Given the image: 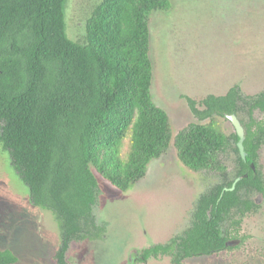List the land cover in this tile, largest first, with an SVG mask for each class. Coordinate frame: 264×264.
Segmentation results:
<instances>
[{"label":"trees","instance_id":"trees-1","mask_svg":"<svg viewBox=\"0 0 264 264\" xmlns=\"http://www.w3.org/2000/svg\"><path fill=\"white\" fill-rule=\"evenodd\" d=\"M67 2L0 0V143L32 203L59 222L56 264H70L67 254L74 241L104 234L94 211L95 171L127 191L172 141L188 168L219 180L197 199L192 227L156 251L171 249L181 259L222 246L220 226L238 211L258 208L251 194L240 192L264 189L258 169L264 89L248 95L236 84L200 103L188 97L200 121L173 139L170 117L152 97L150 56V18L169 10L171 0H99L78 39L67 32ZM233 113L245 130L246 160L238 134H227L218 120ZM230 153L236 155L232 172ZM247 172L235 190H225ZM17 260L13 251L0 249V264Z\"/></svg>","mask_w":264,"mask_h":264},{"label":"rangeland","instance_id":"rangeland-1","mask_svg":"<svg viewBox=\"0 0 264 264\" xmlns=\"http://www.w3.org/2000/svg\"><path fill=\"white\" fill-rule=\"evenodd\" d=\"M99 0H68L67 32L73 39L85 31L86 18ZM167 11L150 18L152 97L169 115L173 139L200 119L188 97L200 103L207 95H224L238 84L244 94L264 89V0H171ZM201 106L200 104H198ZM227 134L236 129L218 116ZM230 153V166L235 163ZM264 172V145L260 151ZM99 184L95 206L100 238L74 241L71 264H173L170 257L140 263L142 251L166 243L190 224L198 196L214 181L208 172L188 168L174 141L153 159L146 176L121 191L95 171ZM260 209L247 215L242 232L247 242L239 250L190 258L184 264H264V196ZM60 225L50 211L36 206L28 186L15 170L10 153L0 143V249L18 257L15 264H56Z\"/></svg>","mask_w":264,"mask_h":264},{"label":"flooded vegetation","instance_id":"flooded-vegetation-1","mask_svg":"<svg viewBox=\"0 0 264 264\" xmlns=\"http://www.w3.org/2000/svg\"><path fill=\"white\" fill-rule=\"evenodd\" d=\"M235 133H237L235 131ZM261 151V150H260ZM241 154V153H240ZM242 156V155H241ZM247 156V154H246ZM246 160V159H244ZM235 165L236 163H234L232 166H230V170L231 172L235 170ZM252 171L254 173H257V167L256 165H254L253 163H249ZM258 169L261 170V173H262V176H263V179H264V172L261 168V163H260V159H259V163H258ZM248 174V172L243 175V176H239L235 179V181L233 182L232 186L231 187H226L225 190H235L236 187H237V183L244 177ZM146 176V175H145ZM144 176V177H145ZM143 177V178H144ZM213 177V176H212ZM142 178V179H143ZM217 181L219 180L218 177H214ZM140 181V180H139ZM217 181H214L212 184L216 183ZM211 184V185H212ZM210 185V186H211ZM235 185V188L232 189V187ZM209 186V187H210ZM208 187V188H209ZM207 190V189H206ZM205 190V191H206ZM203 193V192H202ZM201 193V194H202ZM240 193L242 194H251L250 197L252 198V200L255 201L256 205L258 206V208L255 210V209H245L243 211H238L237 212V215L234 216V219H229V220H226L223 225L220 226V230H221V235L223 237H225V242L222 246L220 247H216L214 248L211 252L209 253H202V254H199V255H194V256H189V257H182L181 259H178V255L175 253V252H172L171 249H169V251H162V250H159V251H156V247L157 246H167L168 244H171V241L176 238V237H180V236H183L187 230L189 228L192 227L193 225V222H194V211H195V206H196V203H197V199L199 198V195L198 198L196 199V202L194 204V208H193V211H192V215H191V221H190V224L186 227V229L183 230L182 233L180 234H177L175 235L173 238H171L168 242L166 243H158V244H155L153 246H150V247H147L146 249H144L142 251V255L140 256L139 254L136 255L135 257H140V263H147L149 262L150 259L152 258H158L160 256H167V257H170L171 258V261L173 264H184V262L190 258H195V257H202V256H211V255H216V254H222V253H228V252H235L236 250H239L241 249L242 247H244V245L246 244L247 242V234L246 233H243L242 232V223L245 219V217L251 213H256L259 211L260 209V199L259 197L257 198H254V195L258 194L259 196H264V189L263 190H257V189H254L253 191H250L248 189H245V190H242ZM98 223V222H97ZM99 224V223H98ZM101 225V224H100ZM67 259H68V255H67ZM69 261V260H68ZM70 263V262H69ZM71 264V263H70Z\"/></svg>","mask_w":264,"mask_h":264},{"label":"water","instance_id":"water-1","mask_svg":"<svg viewBox=\"0 0 264 264\" xmlns=\"http://www.w3.org/2000/svg\"><path fill=\"white\" fill-rule=\"evenodd\" d=\"M234 125L236 132L239 136V142H238V147H239V151L243 157V159H246V151H245V146H244V140H245V130L244 127L240 121V119L238 118V116L236 114H228L226 116ZM235 188V185L232 187V189Z\"/></svg>","mask_w":264,"mask_h":264}]
</instances>
